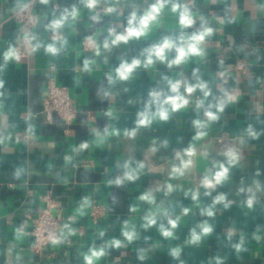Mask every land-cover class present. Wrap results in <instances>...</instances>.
<instances>
[{
    "label": "crops",
    "instance_id": "0c3cea01",
    "mask_svg": "<svg viewBox=\"0 0 264 264\" xmlns=\"http://www.w3.org/2000/svg\"><path fill=\"white\" fill-rule=\"evenodd\" d=\"M29 1L0 0V264H87L91 250L101 248L104 255L92 264H264V0H166L144 35L118 44L111 43L114 35L126 34L133 15L138 26L157 0H97L91 9L88 0H35L39 18L32 42L41 46L22 57L19 24L11 14ZM174 4L180 6L176 11ZM184 7L194 17L187 27L180 24ZM66 14L53 31L52 22ZM205 28L212 34L201 43L203 55L170 67L177 55L173 48L164 62L144 66L147 49L165 38L180 44L181 35ZM53 42L61 48L57 55L45 50ZM10 50L16 56L6 59ZM136 59L140 66L121 80L116 69ZM53 76L77 103L70 134L58 116L48 123L40 115ZM169 80L181 81L180 93L189 103L175 111L165 105L163 120L150 93L162 92L161 99L174 95ZM201 81L209 95L199 88L185 91V84ZM220 100L227 101L223 111L215 107ZM209 105L218 116L214 121L205 116ZM145 112L151 123L142 125ZM196 120L206 127L198 130ZM198 131L205 135L198 137ZM188 149L194 154L187 155ZM230 150L237 156L233 163ZM188 160L183 175L172 174ZM221 165L227 178L206 188L203 180ZM130 170L135 180L124 179ZM47 192L74 219L63 221L58 243L37 254L32 218ZM145 194L153 201L141 199ZM221 195L225 199L215 202ZM94 204L105 208L97 222L90 215ZM207 209L214 214L208 216ZM148 217L155 224L147 226ZM203 224L210 233H202ZM162 227L172 236L165 237ZM193 230L201 237L196 243ZM125 231H134V239Z\"/></svg>",
    "mask_w": 264,
    "mask_h": 264
},
{
    "label": "clouds",
    "instance_id": "9594fccd",
    "mask_svg": "<svg viewBox=\"0 0 264 264\" xmlns=\"http://www.w3.org/2000/svg\"><path fill=\"white\" fill-rule=\"evenodd\" d=\"M42 2L46 3L47 0H42ZM165 2L166 0H157V3L155 5L152 6V8L150 9V11H148L140 20H139V25L138 26H133V23L136 21V16L133 15L129 24V28L127 29L126 34H117L114 35L112 31L109 32V36H113L114 38L111 40L112 44H118L120 42H127L131 37H140L142 35L145 34L146 30L148 29L149 25L157 19L160 11L164 8L165 6ZM97 4V0H88L87 3V7L88 8H94ZM180 6L179 5H173L172 10L176 11ZM108 11H112V9H108ZM76 11L73 10V12L70 14L73 17L76 15ZM98 17H93V19H97ZM67 19V14L63 17H61L59 20H55L52 22L51 24V28L53 31H56L58 29H60L63 24L64 21ZM194 22V17L192 15V13L189 11V9L187 7H184L183 10L180 12V24L184 27L190 26L192 25ZM212 34V29L211 28H205L203 31L199 32L198 34H194L192 36L189 37H185L183 35H181L179 37V40L181 41L180 44H177L175 41H173L170 38H165L160 44L158 45H154L153 47H151L150 49L146 50V60L144 61V66L148 67L150 65H152L154 63L155 60H158L160 62H164L167 59V52L170 49L175 48L176 50V57L175 59L169 61V66L171 67L173 64L175 65H179L183 62H185L189 57L191 56H201L203 55V49L201 48V43L205 40L206 37L210 36ZM41 45L40 44H36L33 47V51H35L36 49H38ZM109 47V42L106 40L104 42V48H108ZM47 53H50L52 55H57L60 51L61 48H58L56 46V43L53 42L51 44H48L45 48ZM97 54H99V51L97 50ZM16 56V53L12 50H10L9 52H7L5 54V58L9 59V58H13ZM141 61L139 59L133 60L131 64L128 63H123L121 64V66L116 69V73L117 76L121 79V80H127L131 73L138 67L140 66ZM88 67V61H85V69H87ZM195 74V73H194ZM198 79V78H197ZM169 87H170V91L171 93H173L174 95L171 96H166L163 99H161L162 96H164V94L160 91H153L152 93H150L151 98L153 103H155L157 105V115L163 119V120H167L168 119V108L165 107V105H170L172 110H178L180 108L185 107L189 101L188 99L182 95L180 93V88H181V81H168ZM185 91L188 94L193 93L197 88H199L200 90H202L204 92V95L207 96L209 95V92L207 91V84L204 82H198L196 84H185L184 85ZM226 97H227V101H230L232 99L231 96H229L227 93H225ZM226 100H220L219 103L215 106L217 108L218 111H223L224 106L227 102ZM197 107H203V102L201 101L200 103L197 104ZM212 105H209L208 109H205V116L207 117L208 121H214L216 119H218V116L215 112L211 111ZM140 124L142 125H146L151 123V118L149 116V114L147 112L145 113H141L140 116ZM194 126L199 130V129H203L206 127V123L201 121V120H196L194 121ZM249 132L251 135L255 136V133L251 131V129H249ZM129 135H132V133H130ZM205 133L203 131H198V137H202L204 136ZM82 148H86L87 144L81 145ZM187 155L191 156L194 154L193 149H188L186 150ZM226 155L229 157V162L233 163L236 161L237 156L235 154V152L233 151H228L226 153ZM191 161H182L181 166L180 167H174L172 170V174L173 175H183L184 171L190 166ZM221 170L215 173V176L213 178H208L205 177V179L203 180V185L206 188H214L216 184H220L221 182H223L226 178H227V174H228V169L226 167H224L223 165L220 166ZM124 179H127L129 181L131 180H135L136 179V175L133 171H127L124 175ZM117 184H121L123 182L122 179H117L115 181ZM168 190L171 191L172 190V186L169 185L168 186ZM197 198L196 194L193 195V199L195 200ZM141 199L143 200H147L149 202L153 201V197L151 194H145L144 196L141 197ZM224 196H218L216 198L215 202H222L224 200ZM87 203V202H85ZM248 206L251 207L253 204V199L250 198L248 201ZM228 205L226 204L225 207H227ZM185 213H187V210H185ZM206 214L208 216H212L214 213L211 209H207L206 210ZM147 219V226H151L153 224H155V219L152 217H148ZM169 224L171 225L172 228H175L177 225V222L175 220H170ZM202 229V233L203 234H208L211 232V227L208 224H203L200 226ZM162 234L165 237H170L172 236V232L170 230L164 229L163 227L161 228ZM123 235L129 240H133L135 237V232H129V231H125L123 233ZM200 235L196 233L195 230H193L192 232V236H191V241L193 243H196L200 240ZM59 241L55 238H52V243H58ZM115 246H119L120 245V241L116 240L112 242ZM179 253V250H175L173 252V256H177ZM104 255V250L103 248L101 249H92L91 250V254L86 256L85 259L87 261V264H92V261L94 259H98L99 257Z\"/></svg>",
    "mask_w": 264,
    "mask_h": 264
},
{
    "label": "built area",
    "instance_id": "2783aa9c",
    "mask_svg": "<svg viewBox=\"0 0 264 264\" xmlns=\"http://www.w3.org/2000/svg\"><path fill=\"white\" fill-rule=\"evenodd\" d=\"M11 18L19 24L17 38L20 41L21 48L18 50L19 56H28L34 47L32 42L33 30L38 22V13L35 10V0H31L12 14ZM87 48V46H86ZM55 70V66H50ZM237 68H243L244 64L239 62ZM78 107L71 92L67 86L57 83L56 77H51L46 86V93L43 101V108L40 111L45 122H52L55 116H58L65 125V133L70 134V126L74 123L77 116ZM31 117H36L38 114H30ZM89 119H93V114H89ZM20 137L27 139L28 134L20 133ZM45 202L38 214L32 218L33 225L30 231L34 239L32 251L41 254L53 244L52 238L57 239L62 229L63 221H72L71 215H65L60 203L53 198L50 192L41 196ZM105 208L101 204H94L91 208L90 215L94 222L104 214Z\"/></svg>",
    "mask_w": 264,
    "mask_h": 264
}]
</instances>
